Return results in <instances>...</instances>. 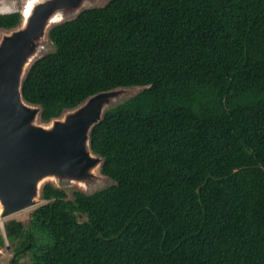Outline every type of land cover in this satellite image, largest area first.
<instances>
[{"label": "trees", "instance_id": "16d2710c", "mask_svg": "<svg viewBox=\"0 0 264 264\" xmlns=\"http://www.w3.org/2000/svg\"><path fill=\"white\" fill-rule=\"evenodd\" d=\"M20 22L0 13V31ZM48 39L21 86L43 122L143 90L89 133L113 183L44 185L27 224L4 225L10 264H264V0H109Z\"/></svg>", "mask_w": 264, "mask_h": 264}, {"label": "water", "instance_id": "95a60500", "mask_svg": "<svg viewBox=\"0 0 264 264\" xmlns=\"http://www.w3.org/2000/svg\"><path fill=\"white\" fill-rule=\"evenodd\" d=\"M79 2L40 0L26 19L22 10L20 28L7 30L11 32L0 38V219L35 206L37 184L43 178L87 182L92 168L99 163L101 168L102 158L92 157L89 133L107 111L116 89L67 109L71 114L62 122H53L48 130L30 126L29 121L41 116V108L27 103L21 94L24 77L35 61L30 59L38 49L36 43L44 35L48 37L49 27L57 25L50 24L54 16L62 17ZM3 238L5 241V229Z\"/></svg>", "mask_w": 264, "mask_h": 264}, {"label": "rangeland", "instance_id": "374dc122", "mask_svg": "<svg viewBox=\"0 0 264 264\" xmlns=\"http://www.w3.org/2000/svg\"><path fill=\"white\" fill-rule=\"evenodd\" d=\"M26 1L27 0H0V13L7 14V13L15 12V11L21 13ZM108 1L109 0H80L78 7L71 8L70 10L64 12L60 23L73 19L83 9L102 7L106 3H108ZM21 23H23V20ZM18 28H20V26ZM10 32L11 31L1 30L0 38L3 35L8 34ZM36 45L38 46V49L34 52L33 56L31 57L30 59L31 62H33L34 60H36L37 58H40L41 56L45 54L52 52L54 49L47 35H44L36 43ZM142 89L143 88L141 87H129V88H119V89L114 90L115 93L112 94L111 98L109 99V104H108L109 106L105 110H108L122 103L123 101L133 97L134 95L141 92ZM69 114H71L69 110H63L57 116L51 118L48 122H43L40 118V114H37L33 121H29V124L32 127H38V128H43L45 130H48L51 128L53 122H62L64 121V118L67 117ZM92 157H96L95 154ZM91 174H92L91 179H89L87 182L84 181L81 183L75 180H68V179L59 180L53 177L43 178L37 184L38 190L36 191V195L34 197V202L36 203V205L31 207L29 210L25 212L19 213L10 219H7L4 222H0V224L14 220V221L23 223V225H26L30 219V214L32 213V211L45 203V201L41 198V190H42V187L46 184H51L63 190L66 193L67 197L69 199H72V194L74 192H82L84 194L89 195L101 189H104L113 183L112 181H110L108 178H106L105 176L101 174L100 163L92 168ZM0 234L2 236L4 235V227H3V230L0 229ZM14 246L15 244L8 242L7 239L4 241V246L0 248V264H10L11 260L13 259ZM19 263L29 264L28 256H25L24 258H22Z\"/></svg>", "mask_w": 264, "mask_h": 264}, {"label": "bare ground", "instance_id": "6f19581e", "mask_svg": "<svg viewBox=\"0 0 264 264\" xmlns=\"http://www.w3.org/2000/svg\"><path fill=\"white\" fill-rule=\"evenodd\" d=\"M38 1H40V0H27V2L25 3V5H27V6L25 7V9H23V12H22V13H23V18H24V19H26V18L29 16V14H30L32 8L35 7V4H37ZM61 20H62V17H60L59 15H56V16H54V17L52 18V20L50 21V24L58 23V22H60ZM30 208H31V207H27V208H25V209H22V210H20V211H17V212H15V213H13L12 215H10V217H8V218L0 219V222H4V221H6L7 219L12 218V217H14L15 215H17V214H19V213H22V212H25V211L29 210ZM1 212H2V207H1V205H0V214H1ZM4 225H5V223H1V224H0V229H1V230H3Z\"/></svg>", "mask_w": 264, "mask_h": 264}]
</instances>
